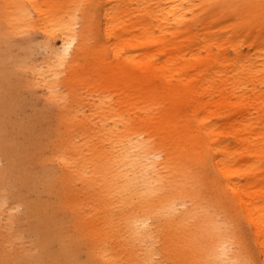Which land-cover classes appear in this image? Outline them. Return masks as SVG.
Masks as SVG:
<instances>
[{"label": "bare ground", "instance_id": "1", "mask_svg": "<svg viewBox=\"0 0 264 264\" xmlns=\"http://www.w3.org/2000/svg\"><path fill=\"white\" fill-rule=\"evenodd\" d=\"M0 127V264H264V0H0Z\"/></svg>", "mask_w": 264, "mask_h": 264}, {"label": "rangeland", "instance_id": "2", "mask_svg": "<svg viewBox=\"0 0 264 264\" xmlns=\"http://www.w3.org/2000/svg\"><path fill=\"white\" fill-rule=\"evenodd\" d=\"M78 17H80V15H78ZM229 33L230 32L225 31V28L223 27V36ZM44 39L45 36L41 32L29 31L23 34H15L11 36L9 42L12 43L10 45L11 49L17 50L18 48H22L27 44L43 45ZM241 49L243 52H245L244 45L241 46ZM43 55H45V48H37V50L33 54V58L30 61L39 60ZM227 55L231 56L230 50L227 51ZM15 60H17V58H15ZM20 96L22 97L23 102L20 100V103H22V105L18 107L17 111L15 112L16 124L19 126H24L30 123L29 129L31 136L33 138L39 139L42 143H45L47 141L50 128L53 122L55 121V114L53 107L47 106L43 102L41 89H34L33 91L24 89V92L20 93ZM1 133H2V129L0 127V135ZM2 166H3V162L0 159V167ZM25 166L30 167L31 164L27 162ZM30 198L34 199V195L31 194ZM5 207L7 208L8 206ZM22 209H23L22 207L14 208L9 210V213L14 214V216H16V214L22 213ZM0 221L4 222V216L0 217ZM15 222H17V220ZM163 264L166 263L164 262Z\"/></svg>", "mask_w": 264, "mask_h": 264}]
</instances>
